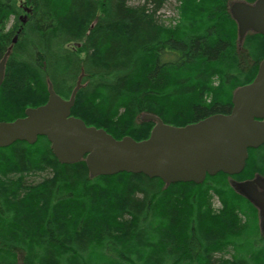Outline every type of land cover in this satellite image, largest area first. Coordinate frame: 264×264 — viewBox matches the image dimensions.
I'll return each instance as SVG.
<instances>
[{
	"label": "trees",
	"instance_id": "trees-1",
	"mask_svg": "<svg viewBox=\"0 0 264 264\" xmlns=\"http://www.w3.org/2000/svg\"><path fill=\"white\" fill-rule=\"evenodd\" d=\"M166 1L0 0V61L10 52L0 122L44 105L49 84L70 98L79 80L72 116L116 139H148V114L176 127L229 114L257 75L264 36L239 46L228 0H179L164 18ZM50 145L0 148V264H264L258 211L228 175L169 186L92 177ZM254 174L264 178V145L234 178Z\"/></svg>",
	"mask_w": 264,
	"mask_h": 264
},
{
	"label": "water",
	"instance_id": "water-1",
	"mask_svg": "<svg viewBox=\"0 0 264 264\" xmlns=\"http://www.w3.org/2000/svg\"><path fill=\"white\" fill-rule=\"evenodd\" d=\"M231 12L240 39L249 32L264 36V0L255 5L236 3ZM9 54L0 61V89ZM80 87L81 80L70 98L64 99L49 84L44 105L26 109L25 116L13 122H0V148L17 141L34 144L44 136L60 163L84 160L92 177L143 174L169 186L202 184L207 176L219 173L240 175L249 150L264 145V58L254 80L234 92L229 114H216L184 127L165 124L158 116L148 114L144 120L154 123V127L149 138L142 141L130 136L116 139L106 130L72 116ZM239 188L257 208L264 229V178L245 181Z\"/></svg>",
	"mask_w": 264,
	"mask_h": 264
},
{
	"label": "rangeland",
	"instance_id": "rangeland-1",
	"mask_svg": "<svg viewBox=\"0 0 264 264\" xmlns=\"http://www.w3.org/2000/svg\"><path fill=\"white\" fill-rule=\"evenodd\" d=\"M132 4H137L138 0H131ZM179 5V0H167L162 9L159 11V13L162 15V17H175L177 16V7ZM239 46H241L242 41L238 42ZM239 176V175H237ZM260 176L259 174H254V176L250 179H244L242 180V178H230L228 179L229 184L232 186V189L235 191V193H237L239 196H242V193L240 192V188H239V184L243 183V181H253L256 177ZM262 177V176H261ZM245 198V197H244ZM214 205L216 208H218L220 206L219 202L217 199H215L214 201ZM261 227L262 224L260 223ZM263 229V228H262ZM263 231V230H262Z\"/></svg>",
	"mask_w": 264,
	"mask_h": 264
},
{
	"label": "flooded vegetation",
	"instance_id": "flooded-vegetation-1",
	"mask_svg": "<svg viewBox=\"0 0 264 264\" xmlns=\"http://www.w3.org/2000/svg\"><path fill=\"white\" fill-rule=\"evenodd\" d=\"M259 0H228V4H227V8H228V11L230 12V14H231V17H232V19L234 20V22H235V24H236V28H237V34H238V38H237V41L238 42H240V41H244L245 40V38H246V36L248 35V34H251V33H253V32H249V33H247L242 39H240V36H239V32H238V24H237V22H236V20L234 19V17H233V15H232V12H231V10H232V8H233V6L236 4V3H241V2H243V3H247V4H249V5H255L257 2H258ZM24 24V23H23ZM22 31V28L20 27L19 29H18V32H21ZM255 34H259V33H255ZM262 35V34H261ZM16 37H17V35L15 36V38L13 39V41L14 42H16ZM242 44V43H241ZM65 99V98H64ZM207 119V118H206ZM203 120H205V119H203ZM202 121V120H201ZM200 122V121H199ZM198 123V122H197ZM193 124H195V123H193ZM39 138L40 137H38V139H37V141L35 142V143H37L38 142V140H39ZM34 143V144H35ZM50 147H51V145H50ZM234 176H232V177H230L229 176V178L228 179H230V178H233ZM244 182V181H243ZM231 186V185H230ZM232 187V186H231ZM246 198V197H245ZM247 199V198H246ZM248 200V199H247ZM255 207V206H254ZM256 208V207H255ZM256 210H257V208H256ZM258 211V210H257ZM258 217H259V227H260V229L262 228L261 227V225H260V216H259V212H258ZM263 230V232H264V229H262Z\"/></svg>",
	"mask_w": 264,
	"mask_h": 264
}]
</instances>
